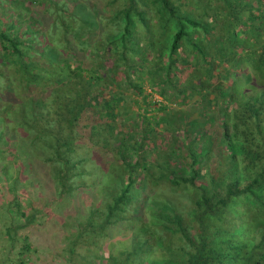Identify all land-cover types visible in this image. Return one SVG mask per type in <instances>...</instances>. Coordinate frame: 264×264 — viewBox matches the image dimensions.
<instances>
[{"label": "trees", "instance_id": "obj_1", "mask_svg": "<svg viewBox=\"0 0 264 264\" xmlns=\"http://www.w3.org/2000/svg\"><path fill=\"white\" fill-rule=\"evenodd\" d=\"M0 1V264H264V0Z\"/></svg>", "mask_w": 264, "mask_h": 264}, {"label": "rangeland", "instance_id": "obj_2", "mask_svg": "<svg viewBox=\"0 0 264 264\" xmlns=\"http://www.w3.org/2000/svg\"><path fill=\"white\" fill-rule=\"evenodd\" d=\"M25 5L28 7L30 5V3L26 2ZM11 6L14 7V5H12L10 3L0 1V14L5 16L7 13L10 12L9 9ZM16 6L19 7V6H21V4L17 3ZM7 18H9V16ZM203 21L206 22V21H208V19H203ZM139 29L140 28H138L136 31L137 34L141 30V29L140 30ZM141 34L143 35L142 30H141ZM183 54L186 56V61H194V58H193L194 54L192 51L188 53V49L185 48L183 51ZM151 55L152 54L146 52V55L144 56V59H146L145 61H152ZM130 56H132V55L131 54L129 55V52H128L127 57H130ZM138 58H139V56H133L131 61H140V59H138ZM151 66H152V64H148V63L144 64L146 71H148L149 68H151ZM145 77L146 76H144V79L143 78H140V79H142L141 82H142L143 90L149 94L150 90H149L147 78H145ZM128 95L129 96H127L125 98V102L123 103V105L125 107L124 110H128L131 113L137 112L139 110V107H140L139 106L140 105V97L134 96V93H128ZM148 102H150V103L162 102V99L157 92V93H153V96L151 98H148ZM150 105H152V104H150ZM171 107L178 109V110L181 108V106L177 105V104H175V105L171 104ZM34 235L35 234L32 233L31 242L34 243V246L38 247V252L34 253L32 258H30V261L32 262V264H63L62 261L58 259V257H57L58 255L43 254L42 249H41L42 242L38 243L39 238H38V236H34ZM88 246H89L88 248L90 251L89 254L96 257L97 260L98 259L101 260L100 258L105 259L110 254L116 255L118 252L123 251L125 248L127 250H129V247H130V246H128V241H125V239L123 237H120L116 233L110 234V236L107 239H101V240L99 239L98 244L96 246H92V245H88ZM9 247H10L9 244L5 241V238L3 237V235L0 234V262L1 263L2 262L6 263V261H9V259L14 258V252H10Z\"/></svg>", "mask_w": 264, "mask_h": 264}]
</instances>
